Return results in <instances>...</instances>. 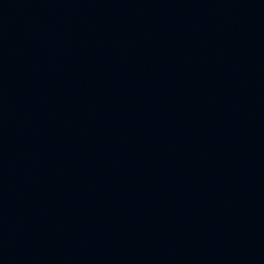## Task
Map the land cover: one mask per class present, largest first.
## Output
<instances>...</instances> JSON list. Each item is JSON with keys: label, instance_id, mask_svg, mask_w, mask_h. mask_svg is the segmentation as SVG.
<instances>
[{"label": "water", "instance_id": "1", "mask_svg": "<svg viewBox=\"0 0 264 264\" xmlns=\"http://www.w3.org/2000/svg\"><path fill=\"white\" fill-rule=\"evenodd\" d=\"M0 264H264V0H0Z\"/></svg>", "mask_w": 264, "mask_h": 264}]
</instances>
